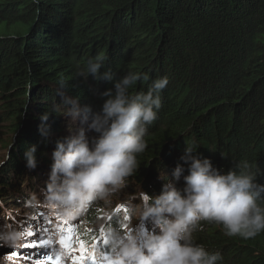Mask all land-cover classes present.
Instances as JSON below:
<instances>
[{"label": "trees", "instance_id": "16d2710c", "mask_svg": "<svg viewBox=\"0 0 264 264\" xmlns=\"http://www.w3.org/2000/svg\"><path fill=\"white\" fill-rule=\"evenodd\" d=\"M100 55V76L111 72L115 80L80 77ZM129 73L149 77L130 95L147 94L157 80L169 84L110 224L126 217L124 206L131 213L140 205L131 199L139 190L154 200L171 182L182 192L190 175L182 159L188 147L222 176L249 164L264 187V0H0V126L11 121L13 133L0 167V202L17 209L39 196L64 141L54 138L63 135V124L77 134L84 128L89 141L99 138L67 117L59 94L102 114L105 93L115 94V83ZM49 128L45 139L41 130ZM32 147L35 170L25 159ZM178 167L184 172L176 183ZM257 205L264 208V195ZM201 227L194 243L219 253V264H264V233L244 240L229 238L223 226Z\"/></svg>", "mask_w": 264, "mask_h": 264}, {"label": "clouds", "instance_id": "9594fccd", "mask_svg": "<svg viewBox=\"0 0 264 264\" xmlns=\"http://www.w3.org/2000/svg\"><path fill=\"white\" fill-rule=\"evenodd\" d=\"M104 62L105 57L100 55L88 62L86 72L78 75L84 79L94 76L114 81L111 72L100 76ZM141 79L147 82L149 77L129 73L115 83V94L105 93L103 112L94 116L92 109L81 107L78 99L59 94L62 106L68 109L67 117L74 123L88 125V131L95 132L99 138L90 143L86 131L81 128L78 135L58 142L44 192L45 203H38L43 197L39 195L37 198L41 200L35 202L34 197L29 207H47L71 222L85 216L100 202L107 205L110 198L126 186V180L139 168L137 157L147 148L146 126L156 121L161 108L160 93L169 84L166 78L157 80L147 94L130 95L129 89ZM48 119V116L42 117L45 124ZM49 133L50 128L41 130L45 139ZM36 152L37 148L32 147L25 153L30 170L38 166ZM195 152L188 147L182 158L183 163L190 165V175L184 179L186 187L182 192L169 182L154 200L142 192L132 196V201L141 202L131 209L136 223L150 222L154 226L153 233L142 244L134 234L133 225L128 232H123L125 222L121 230H117L120 221L117 225L108 221L105 247L110 254L106 256V264H219L222 260L219 253L210 255L203 246L194 243V234L204 231L202 224L223 226L229 238L249 240L264 233V208L257 205L264 195V187L255 183L251 166L243 163L239 166V174L231 172L222 176L213 169L211 161L199 159ZM183 172L180 167L175 170L176 183L180 182ZM128 214L126 210V216ZM22 238L15 231H5L0 233V245L15 248Z\"/></svg>", "mask_w": 264, "mask_h": 264}, {"label": "rangeland", "instance_id": "374dc122", "mask_svg": "<svg viewBox=\"0 0 264 264\" xmlns=\"http://www.w3.org/2000/svg\"><path fill=\"white\" fill-rule=\"evenodd\" d=\"M6 122H8V124H3L2 126H0V167L2 166V164H4L3 161H5L4 159H5L6 152H7L6 148H7L8 145H10V142L13 140V133L10 130L11 121H6ZM63 125H64V127H63V129H64L63 130V135L57 136L56 133H55L54 134V138H56V139H60L61 138L62 140H66V139L71 138L73 135H78L74 131L73 127L69 128L70 127L69 124H67V125L63 124ZM91 142L92 141L90 140V143ZM37 186H38V184H37ZM31 193L35 194L36 191L33 189L31 191ZM140 193H141V191L139 190V194ZM118 196H119V193H117L116 195L111 197L110 198V202L107 205L104 202L98 203L99 206H104L105 208L99 209V207H97L98 211L95 214L97 216L94 217V220H93V222H95L94 226L93 227L87 226V221H86L84 224H81V227L83 226V228L80 227L81 230L84 229V231L87 232V233L98 232V234H99V231H101L103 229L104 224L108 223V221L112 217H115L117 215V212H118L117 209H119L118 208L119 206L117 205V203L122 201ZM35 200L39 201L41 199L35 198ZM30 201H33V199L30 200ZM10 205H12V204L9 203L8 206H5V203L1 202L0 214L2 212H8L9 211L8 209L11 208ZM125 205H127V204H125ZM3 206H5L8 209H6ZM106 208H107V210H105ZM123 208H124L123 210L126 211V210L129 209V206L126 207V208L124 206ZM131 208H133V206ZM77 220H74V223H73L74 225H75V222ZM123 222H125L124 223V227H126V228H123V232H125V230H126V232H128L129 227L131 225H133L134 233H136L137 229L140 226L142 227V225H143V224H140V223H136L135 217L131 213H129L123 220H121L119 222V225L117 226V229L123 224ZM76 223H78L77 226H79V222H76ZM50 225L51 224H46V225H44V227L49 228ZM71 227H73V225H71ZM61 230H62V228H61ZM55 237L57 238V236H55ZM31 238H32V236L30 237V241H31ZM50 239L53 242H55V241L59 242L60 241L59 239L58 240H53L51 237H50ZM95 242H97V240H95L93 243H95ZM28 251H30V253L33 254L35 252V249L29 248ZM43 251L45 252V254H46V252H47L48 255L51 254V251L48 248H43ZM19 256H21V255L20 254H15L14 252H1L0 251V264H18L19 262H21L20 264H35V262L37 260H39L41 257H44V256H40V257L32 258V257L27 256L25 259H20ZM69 257L70 256L65 257V259H61V261L68 260Z\"/></svg>", "mask_w": 264, "mask_h": 264}, {"label": "snow or ice", "instance_id": "6c2138e0", "mask_svg": "<svg viewBox=\"0 0 264 264\" xmlns=\"http://www.w3.org/2000/svg\"><path fill=\"white\" fill-rule=\"evenodd\" d=\"M66 233V236L60 240V246L64 251L60 252L54 249L51 254L41 257L35 264H61V258L65 254L73 257V264H97L98 245L92 244L89 246V244L77 234L76 228H68ZM34 235H36V233L32 231L25 232V237ZM52 244L53 241L51 239L45 240L41 238V240L33 241L30 245L25 246L32 248H47ZM104 259H106V257H104Z\"/></svg>", "mask_w": 264, "mask_h": 264}, {"label": "bare ground", "instance_id": "6f19581e", "mask_svg": "<svg viewBox=\"0 0 264 264\" xmlns=\"http://www.w3.org/2000/svg\"><path fill=\"white\" fill-rule=\"evenodd\" d=\"M75 224H76V222H75ZM71 225H73V223L71 224ZM71 225H66V226H62V227H60V230H61V228H62V230H63V232L62 233H65L66 232V230L68 229V228H76V229H81V228H83V226L81 227V224H79V226H77V225H74L73 227H71ZM87 226H90V225H88L87 224ZM81 227V228H80ZM91 227V226H90ZM123 228H126V227H122V230H123ZM8 229H6V230H3V232H5V231H7ZM117 230H121V227H119ZM54 247H59L60 246V241L59 242H54ZM49 249V248H48ZM46 254H47V252H46ZM21 262H19L18 264H20Z\"/></svg>", "mask_w": 264, "mask_h": 264}, {"label": "water", "instance_id": "95a60500", "mask_svg": "<svg viewBox=\"0 0 264 264\" xmlns=\"http://www.w3.org/2000/svg\"><path fill=\"white\" fill-rule=\"evenodd\" d=\"M11 148V147H10ZM6 150L8 151V149L6 148Z\"/></svg>", "mask_w": 264, "mask_h": 264}]
</instances>
